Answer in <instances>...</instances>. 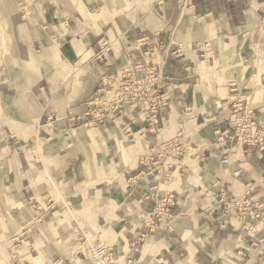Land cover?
I'll use <instances>...</instances> for the list:
<instances>
[{
	"label": "crops",
	"instance_id": "0c3cea01",
	"mask_svg": "<svg viewBox=\"0 0 264 264\" xmlns=\"http://www.w3.org/2000/svg\"><path fill=\"white\" fill-rule=\"evenodd\" d=\"M16 2L0 0V176L17 186L15 199L30 201L42 195L44 201L47 194L41 193L44 185L37 187L41 176L33 159L37 157L34 138L39 131L48 141L42 144L46 164L37 158L44 178L47 171L55 179L61 177L55 182H62L61 155L68 153L76 157L71 167L75 179L70 180L74 184L82 176L86 180L89 173L95 182L90 192L100 200L91 208L88 226L98 231L110 229V235L116 237L111 243L113 254L121 255L120 249L125 246L128 252V243L147 232L144 219L156 203L170 199L173 219L169 229L163 224L147 235L139 252L131 253L138 259L135 264H142L140 252L146 242L153 244L155 251L144 264H264V150L232 144L226 148L215 143V131L231 125L226 119L235 98L264 128V28L260 24L264 0H187L182 5L161 0L136 23L111 19L107 13L108 20L103 23L87 22L78 11H55L41 0H21L26 17L19 19L10 12L17 10ZM113 21H117V27ZM5 40L10 44L8 49ZM101 40L108 41L110 49L98 60ZM138 40L144 42L141 47ZM58 43L61 45L53 53L50 48ZM179 43L184 46V56H167ZM76 46L82 48V54ZM151 48H155L154 54ZM148 55L161 68L170 101L159 115L163 122L158 134L146 133L144 149L131 160H120L118 145L129 144L112 122L106 124V130H97L98 140L105 143L104 152L85 151L86 132L91 129L65 120L47 122L51 114L60 118L68 110L81 111L102 87L103 76L114 75L125 65L142 63ZM206 68H212V72L224 68L225 84H218L212 72L206 77ZM188 120L200 128L199 134L193 127L185 131ZM144 128L141 122L132 125L133 132ZM179 131L185 143L184 157L167 156V165L158 168L159 174L141 176L140 172L151 168L141 161L161 134L174 138ZM73 145L80 149L76 156L69 148ZM188 150L194 153L192 159L187 156ZM224 156L228 157L226 165L219 162ZM107 164L117 171L106 169L103 174L108 171L110 178L98 182L97 170ZM160 185L165 190H160ZM248 185L249 207L238 217L236 209L227 210L217 203L215 195L220 189L242 197ZM51 189L55 191L53 186ZM256 204L262 205L258 218L254 217ZM76 228V233L85 231L79 223ZM43 231L47 235L39 242ZM51 232L43 223L14 238L13 243L20 237L22 240L14 246L19 257L10 264H50L58 260L80 264L79 250L74 256L64 255L68 247L57 245ZM67 237L71 242L70 235ZM38 247L43 251L42 258Z\"/></svg>",
	"mask_w": 264,
	"mask_h": 264
},
{
	"label": "built area",
	"instance_id": "2783aa9c",
	"mask_svg": "<svg viewBox=\"0 0 264 264\" xmlns=\"http://www.w3.org/2000/svg\"><path fill=\"white\" fill-rule=\"evenodd\" d=\"M235 1V0H228ZM261 26L264 28V11L262 12ZM138 47L143 45V40L136 41ZM109 43L106 40L100 41V51L96 59L101 60L109 52ZM184 46L182 43L175 44L167 56L180 58L184 56ZM155 48H151V53H155ZM102 87L98 88L93 96L85 102L84 108L75 112L68 110L62 117L51 114L47 117V122L55 120H65L69 124H79L85 129H103L106 130V124L112 122L118 126L122 136L126 140H134L135 135L144 137L146 133L156 135L159 126L163 122L159 116L169 106L170 97L166 89V80L162 74L161 68L155 62L151 61V56L144 58L142 63L125 65L118 68L116 73L111 76H103ZM130 114V116L128 115ZM125 119V121H124ZM138 122L145 124L144 130L133 132L132 125ZM226 122L230 126L215 131V143L219 147L228 145L244 146L264 150V128L257 122L251 111H247L243 102L239 98L231 103V109ZM179 131L174 138H166L156 141L150 149L151 153L141 161L142 165L150 166L148 172H140L141 176L159 174L158 168L167 165L168 157H184L185 143L181 142ZM220 164L226 165L228 157L220 159ZM217 187V183L214 184ZM246 193L242 197H236L228 194L226 190L220 189L215 195L218 204H222L227 210L236 209V217L243 210L249 207L247 196L251 188L249 185ZM47 204L52 207L54 204L49 196ZM170 199H164L156 203L152 213L144 219V225L147 232L140 234L134 240L128 243L127 254L120 258L116 257L112 249L106 244L96 239H90L86 234L81 233L79 238L80 249L77 254L80 256V264H135V259L131 253H138L141 248V242L145 241L148 234H153L158 227L165 225L169 229V224L173 216L169 212ZM52 203V204H51ZM32 204V200H30ZM36 203L32 204L35 208ZM37 211L41 208L37 204ZM262 205H255L257 213L255 218L259 217ZM41 213V212H40ZM55 264H62L61 260Z\"/></svg>",
	"mask_w": 264,
	"mask_h": 264
},
{
	"label": "rangeland",
	"instance_id": "374dc122",
	"mask_svg": "<svg viewBox=\"0 0 264 264\" xmlns=\"http://www.w3.org/2000/svg\"><path fill=\"white\" fill-rule=\"evenodd\" d=\"M42 1L47 2L48 6L50 8L52 7L55 11L67 10L68 12H71V13L74 11L75 12L78 11L80 13H83L84 11H86L85 9L88 10L86 12L95 13L96 11H98L99 9L102 8L106 11V13L108 14V16L111 19L115 20V19L121 18V19L129 20L133 23H136L142 16L145 15V13L147 11L148 12L151 11L153 5L157 2H159V1H155V0H41V2ZM20 2H21V0H17V2H16L17 3V10L16 11L13 9H11V11H10L12 15L15 14L16 18H19V19L26 17L24 6ZM92 2L94 4H91L88 7L86 6L87 4H90ZM175 2H177V4L180 3L182 5L184 3L186 4L187 0H175ZM85 7H87V8H85ZM106 13L100 17L103 21L108 20L106 18ZM6 17H7V20H9V15H6ZM103 21H100L99 23H103ZM7 27L8 26H6V28ZM7 30H8V28H7ZM9 37H10L9 35L5 36L7 41H8ZM7 41L5 40V42L3 44H5V46L8 49L10 47V44ZM60 45H61V43H58L57 45H52L50 48L51 51L53 53L56 52V50L60 47ZM213 71L214 72H212V68H208L207 72H206V77L208 74H211V72H212V76L215 78L217 83H224L225 82L224 79L226 76L225 75L226 70L224 68H214ZM217 72H219L220 74L218 75ZM187 118H188V116H184V119H187ZM192 127H193V129H196V133L199 134L200 128L195 126L193 120H188V122L186 123L185 131L186 130L189 131L190 129H192ZM166 128H167V126H166ZM171 130H170V132H171ZM92 131H94V130H92ZM165 138L166 137L161 134L159 140H162ZM81 140H83V139H81ZM191 141H194V139H192ZM124 142L126 145L129 144V146H131L130 143H134V142H128L125 139H124ZM147 147L148 146L146 145L145 151H147ZM45 149L46 148H44V146L41 144L40 148H39V156H41V158H42L43 154H46ZM70 150L75 156H76V154L79 153V151H77L78 148L75 145L70 147ZM193 154L194 153L192 151L188 150V153H187L188 158L192 159ZM66 155L69 157L68 164H65V168H62V169H67V167H68V170H66L64 172L61 169L60 172H62V171L63 172H62V174H60V173L59 174L62 176V181L64 180V184L62 187H59V188L57 186H58V182L61 181V177L57 176L55 179L54 177H52L53 176L52 174H50L49 172L47 173V171H46L47 176L45 175L46 177L44 178L43 171L41 170V168L38 164L39 163V161L37 160L38 157L33 158L38 165L37 166L38 167L37 168L38 174L41 176V182L37 185V187L44 185L43 190H41L42 192L41 191L40 192L41 193H47L46 196H49V199H51L53 204H54L52 207H50L47 204L48 199L42 201V195H39L38 197L36 196V198H33L32 204H34L35 201L38 202V203H36L35 208L32 207V204H30L29 200L25 201L23 199H15V195L17 196V194L19 193V191L17 190L18 189L17 186L13 183L12 184L7 183L8 182L7 178L4 176L1 178V176H0V181L2 180V183L0 184V259H1V257H3V254H4L5 258L9 261V264H10V261L12 259H15L18 257V256H16V250L17 249L14 248V246L16 244L20 243V241L22 240V237H20L18 239V241H16L15 243L12 242L13 239L17 238L18 236L23 234L24 231L28 230L29 228H32L34 226L39 228V225L40 224L42 225L43 223H47L50 226V230L52 231L51 233H52L55 241H57V245H59V246L64 245L65 247L66 246L68 247V249L64 248L65 252L63 253L64 255H66L68 257L74 256L75 253L80 249L79 238H80V236H82L81 233L86 234L87 237L90 239L98 238L101 241V243L107 244L112 249L111 242L106 241V238H104V236H101L102 233L100 231H98L97 227L88 226L89 225L88 223L90 221H92V218L89 216L90 218H87L88 220L86 219L87 220L86 221L84 219V217H82V216L87 217L89 214L91 215V208L95 207V205H96L93 202L87 203L86 200L84 199L85 196H83L84 195L83 193H85V195L86 194L94 195L92 192H90V190L94 189L95 182L86 173L87 177H89L88 179L85 180V178L82 176V177H80V179L77 180L78 182H79V180L81 182L80 183L75 182V184H74V181H71L70 179H75L71 167H72L73 160L76 157L71 158L70 154H68V153H66ZM43 158H44V156H43ZM43 160H44L43 161L44 164H46V159L44 158ZM59 161L60 160L58 158L57 163ZM106 169L107 170L113 169V170L117 171L116 170L117 168L115 166H113V165L110 166L109 164H107ZM2 172H4V170H2ZM97 174H98L97 175L98 176V179H97L98 182L100 181L99 179H106V177H109L108 171L105 174H103L102 171L97 170ZM55 180H57L58 182H55ZM122 185L124 186V182H122ZM52 186L53 187L55 186L54 187L55 191H53L51 189ZM56 187H57V189H56ZM108 187L109 186H107L106 188H108ZM165 188L166 187H164L163 190H165ZM12 196L14 197V199L11 198ZM97 197H100V196L96 195L95 198H97ZM37 204H39V206L41 208L40 211H37V206H38ZM76 208H79L80 210H77L75 217H76L77 221L79 222L80 227L83 230H85V231L81 230L80 233H76V231H78L76 228L77 224L71 218V214H70V211L73 212L74 209H76ZM96 208H94L93 211ZM16 210L20 211V213H24L25 215L32 216V219H28L26 222V220L24 218H22L20 216H16V214H15V213H17ZM78 212L81 213L82 216ZM17 214H19V213H17ZM50 217H51V219H48ZM69 221H71V222L69 223ZM17 223H20V224H17ZM12 224L13 225L17 224V225L14 226L13 228L9 229V227H12ZM43 232H42L41 236H39V239H38L39 242H40V240L42 241L46 237V236H44V234L47 235V231H43ZM67 235H70V238H71V242H69V243H68L69 238L67 237ZM65 237H67V238H65ZM142 244L143 243L141 242V246H142ZM23 251H26V249L24 248ZM63 254H61V255L63 256ZM38 255H39V253H38ZM115 256L120 257V255H118V254H116ZM140 261H141V256H140ZM136 262H138V259L135 260V263ZM50 264H55V263L50 261ZM142 264H144V263H142Z\"/></svg>",
	"mask_w": 264,
	"mask_h": 264
},
{
	"label": "bare ground",
	"instance_id": "6f19581e",
	"mask_svg": "<svg viewBox=\"0 0 264 264\" xmlns=\"http://www.w3.org/2000/svg\"><path fill=\"white\" fill-rule=\"evenodd\" d=\"M155 1H161V0H155ZM106 13V11L104 10V9H99V11L97 12V13H88V12H86V11H84L83 13H82V15H83V17L85 18V21H87V22H90V21H93V22H100V21H103L100 17L103 15V14H105ZM104 22V21H103ZM113 23H114V27H117V21H113ZM59 36V35H58ZM76 49H77V51L80 53V54H82V48L81 47H79V46H76ZM82 66V65H81ZM79 69V68H78ZM207 69L208 68H206V71H207ZM217 74L219 75L220 73H218L217 72ZM222 76V75H221ZM221 79V78H220ZM222 80V79H221ZM220 80V81H221ZM219 84V83H218ZM221 85H222V83H220ZM225 84V83H224ZM222 87V86H221ZM200 89V85L198 86V88H196V90H199ZM192 90H194V88L192 89ZM207 127H209V125H207ZM117 128V127H116ZM92 130H94V131H92ZM118 130H119V128H118ZM40 133H39V131H38V133L36 134V136H35V138H34V141H35V144H36V147H37V150L35 151L36 152V156L38 157V159L39 160H41L42 162H43V157L41 158V156H39V148H40V145L41 144H43V142H48L47 140H46V138H44V137H42V136H40L39 135ZM98 136H100L99 134H98V132H97V130L96 129H91L90 131H88V132H86V143L84 144V146H85V151L87 150V149H90L92 152H98V151H100V152H104L105 151V143H103L104 141H102L101 139H99L98 140ZM143 139H145L144 137H141V136H139V137H137L136 139H135V142L134 143H130V145L131 146H128V147H124V146H122V145H118V147H119V151H118V156H119V158H120V160L121 161H123V162H127L128 160H131L132 158H134L138 153H140L144 148H143V144H142V142H143ZM78 143V142H77ZM70 147H72V146H70ZM69 147V148H70ZM77 147V146H76ZM78 148V147H77ZM48 149V148H47ZM80 149L78 148V150L77 151H79ZM148 152L150 153V151H149V148H148ZM38 154V155H37ZM147 155H149V154H147ZM146 155V156H147ZM61 157H62V159H63V161H64V163H63V167L62 168H65V164H68V159H69V157L66 155V154H63V155H61ZM93 159V158H92ZM195 161V160H194ZM106 165V164H105ZM94 166V165H93ZM64 172L66 171V170H68V167H67V169H62ZM98 170H100V171H102V172H104V171H106V167H100ZM62 171V172H63ZM62 172H60V174H62ZM48 173V172H47ZM88 174V176H89V173H87ZM63 184H64V180L61 182V183H58V188L59 187H62L63 186ZM55 187V186H54ZM57 187H56V189H57ZM159 188H160V190H163L164 189V187L162 186V185H160L159 186ZM57 191V190H56ZM83 196H85L84 197V199L86 200V202L87 203H89V202H93L94 204H97V203H99V200H100V197H97V198H95V196L94 195H90V194H86L85 195V193H84V195ZM77 210H80L79 208H76V209H74V211L73 212H71L70 211V214H71V218L76 222V224L78 225V221H77V219H76V217H75V214L77 213ZM17 211V213H19L18 215H17V213H15L16 214V216H20V217H22V218H24L25 220L27 219V217H26V215L24 214V213H20V211H18V210H16ZM79 213V212H78ZM81 216H82V214L81 213H79ZM89 216V215H88ZM88 216L86 217V216H82V217H84V219L86 220L87 218H88ZM90 218V217H89ZM87 221V220H86ZM26 222H27V220H26ZM71 221H69V223H70ZM68 224V223H67ZM12 226H13V224H12ZM101 227V226H100ZM100 230V232L102 233H100L101 234V236H104V238H106V241H109V242H113L114 241V239L116 238H114V237H112V235H110V229H104V228H100L99 229ZM44 233V232H43ZM43 236V235H42ZM44 236H46L45 234H44ZM43 236V237H44ZM107 245V244H106ZM108 246V245H107ZM120 250H122V254L120 255V258H122V257H124L125 256V254H126V251H127V247L125 246V247H122ZM37 251H38V253H39V258H42L43 257V251H42V249H41V247H38L37 248ZM153 251H155V247H154V245L153 244H150L149 242H146L144 245H143V247H142V250H141V252H140V256H141V263H146L147 262V259L151 256V254H152V252ZM3 252V251H2ZM1 252V253H2ZM25 251H22V253H24ZM3 254V253H2ZM26 254V253H25ZM4 257V258H3ZM3 257H1V259H0V264H9V261L5 258V256H4V254H3ZM19 257V256H18ZM154 257V256H153ZM13 258V257H12ZM8 262V263H7ZM44 263V262H43Z\"/></svg>",
	"mask_w": 264,
	"mask_h": 264
}]
</instances>
